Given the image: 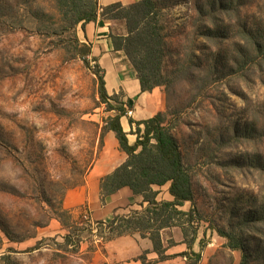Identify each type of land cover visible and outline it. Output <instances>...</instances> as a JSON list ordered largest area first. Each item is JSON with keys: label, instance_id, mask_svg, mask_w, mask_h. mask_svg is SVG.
I'll list each match as a JSON object with an SVG mask.
<instances>
[{"label": "rangeland", "instance_id": "rangeland-1", "mask_svg": "<svg viewBox=\"0 0 264 264\" xmlns=\"http://www.w3.org/2000/svg\"><path fill=\"white\" fill-rule=\"evenodd\" d=\"M28 1L22 17L0 20V264H98L96 252L115 235L112 221L69 211L64 197L122 151L107 121L117 114L108 103L119 109L124 95L107 90L118 102L104 103V70L75 43L55 0ZM198 2L161 0L170 48L168 86L158 89L193 180L198 264H240L242 252L218 231L238 236L248 254L264 243V221H243L264 209V47L241 39L246 20L264 36V0H231L229 18L218 16L228 33L211 40L201 36ZM113 22L116 35L127 31ZM77 34L82 42L80 27ZM160 193L169 197L167 188Z\"/></svg>", "mask_w": 264, "mask_h": 264}, {"label": "trees", "instance_id": "trees-1", "mask_svg": "<svg viewBox=\"0 0 264 264\" xmlns=\"http://www.w3.org/2000/svg\"><path fill=\"white\" fill-rule=\"evenodd\" d=\"M15 1L17 4H14ZM231 4V0H199L196 11L203 22V38L211 40L218 33H228L223 27L224 20L218 16L223 14L227 17L233 12L231 10L234 7H229ZM28 5V0H0V20L9 22L15 15L22 17V8ZM160 5L161 0H140L128 6L115 4L100 11L98 0H55L63 24L74 33L75 43L83 46L86 54H90L92 48L78 38L77 30L80 26L84 28L85 25L96 22L99 15L108 20L125 23L127 34L112 35V41L116 51L126 54L137 73L143 93L168 86L163 72L170 47L165 33L166 27L160 20ZM242 28L241 39L244 47L251 44L260 52L264 47V36L255 29L252 21H244ZM214 66L219 70V61ZM100 80L103 102L108 103L111 98L118 102L117 95L109 96L105 79L100 77ZM120 105L122 107L117 109L108 103L110 111L117 114L108 119L107 129L115 134L122 152L127 155V161L102 179V201L123 188H129L134 194L142 196L147 206L142 205V212L116 216L109 225L115 234L111 240L134 232L140 233L143 238L152 241L154 252L159 255L160 260H166L168 256L162 239L163 230L179 227L183 231L185 243L190 248L196 242L199 213L194 204L193 180L184 162L179 142L171 131L166 113L161 112L145 121L131 120V125L136 126V131L132 134L137 137L136 142L131 145L121 120L128 115L133 104L127 101ZM157 187L167 188L172 201H160V191L155 189ZM188 203H191L192 207L189 211H184L183 208ZM257 209L260 210L258 213L249 212L243 221L263 222L264 209ZM190 233L193 237L188 240ZM218 234L228 241L231 250L242 252L240 264H264V243L248 254L242 240L234 233L219 230ZM169 244L173 245L174 242L171 240ZM200 244L203 245L202 241ZM193 256L197 258L194 264H198L201 253H193Z\"/></svg>", "mask_w": 264, "mask_h": 264}, {"label": "crops", "instance_id": "crops-1", "mask_svg": "<svg viewBox=\"0 0 264 264\" xmlns=\"http://www.w3.org/2000/svg\"><path fill=\"white\" fill-rule=\"evenodd\" d=\"M140 0H98L100 11L115 4L125 6ZM114 20H108L99 15L96 22L89 23L81 28L82 42L92 48V55L98 59L104 70L106 88L112 95L123 93L124 101H131L133 108L121 122L125 132L128 133L129 142L133 145L137 137L132 133L136 126L130 121H145L166 110L165 94L161 89L143 93L137 73L130 64L123 51H116L112 35H116L113 28ZM127 31L124 34L126 35ZM119 144V142H118ZM120 147V145H119ZM110 158H113L111 155ZM127 161V155L117 150L114 163L109 166H95L85 179V183L67 192L64 197L65 209L78 212L86 211L92 222H111L116 216L128 214L131 210L147 206L144 198L136 195L129 188H123L117 193L107 196L102 201V179L111 175L118 167ZM161 190L163 188H155ZM163 193L159 194V197ZM168 196V195H167ZM160 201H172L166 197ZM162 239L168 259L160 260L154 252L153 243L149 238H143L140 233L127 235L108 241L103 249L96 252L95 261L98 264H191L193 253H201V237L197 236L196 242L190 248L184 239L181 228L173 227L162 231ZM174 244L170 245L169 242ZM187 254V255H186Z\"/></svg>", "mask_w": 264, "mask_h": 264}, {"label": "built area", "instance_id": "built-area-1", "mask_svg": "<svg viewBox=\"0 0 264 264\" xmlns=\"http://www.w3.org/2000/svg\"><path fill=\"white\" fill-rule=\"evenodd\" d=\"M102 11V10H101Z\"/></svg>", "mask_w": 264, "mask_h": 264}]
</instances>
